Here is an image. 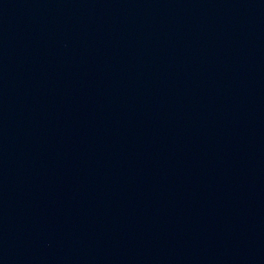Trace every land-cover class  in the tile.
Wrapping results in <instances>:
<instances>
[{"label": "water", "instance_id": "1", "mask_svg": "<svg viewBox=\"0 0 264 264\" xmlns=\"http://www.w3.org/2000/svg\"><path fill=\"white\" fill-rule=\"evenodd\" d=\"M0 264H264V0H0Z\"/></svg>", "mask_w": 264, "mask_h": 264}]
</instances>
